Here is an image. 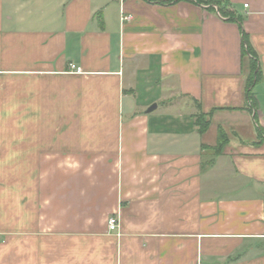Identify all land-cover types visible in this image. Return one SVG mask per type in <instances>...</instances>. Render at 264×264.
Masks as SVG:
<instances>
[{
	"label": "crops",
	"instance_id": "obj_1",
	"mask_svg": "<svg viewBox=\"0 0 264 264\" xmlns=\"http://www.w3.org/2000/svg\"><path fill=\"white\" fill-rule=\"evenodd\" d=\"M164 1L0 0V264H264V0Z\"/></svg>",
	"mask_w": 264,
	"mask_h": 264
},
{
	"label": "trees",
	"instance_id": "obj_2",
	"mask_svg": "<svg viewBox=\"0 0 264 264\" xmlns=\"http://www.w3.org/2000/svg\"><path fill=\"white\" fill-rule=\"evenodd\" d=\"M183 0H165L163 3H175ZM185 1H190L193 2L197 5H206L209 6V8H213L217 6L219 10L221 11L220 5L222 0H185ZM230 19H234L233 17H230ZM242 33V57L243 59H248L250 62V74L248 77V84H247V97L249 100V103L252 101L253 94H252V89H254L255 85L260 81L261 79V70L258 69V56L255 53L248 35L244 32L242 28V23L240 19H236ZM194 104L196 105L198 109V113L194 115L195 118V123L199 127V130L201 133H205L209 126H210V114H204L202 113L201 110V104H199L196 100H193ZM261 134H264V129L260 128L259 129ZM227 142V136L225 132L220 128L218 131V144L214 148L216 154H220L223 151V148L225 147Z\"/></svg>",
	"mask_w": 264,
	"mask_h": 264
},
{
	"label": "built area",
	"instance_id": "obj_3",
	"mask_svg": "<svg viewBox=\"0 0 264 264\" xmlns=\"http://www.w3.org/2000/svg\"><path fill=\"white\" fill-rule=\"evenodd\" d=\"M247 7V6H245ZM132 19L131 15H124L122 17V21H130ZM72 69H75L74 66H72ZM77 73H81L82 70L80 68L76 69ZM119 228V221L116 216H111L108 220V229L110 232H116Z\"/></svg>",
	"mask_w": 264,
	"mask_h": 264
},
{
	"label": "water",
	"instance_id": "obj_4",
	"mask_svg": "<svg viewBox=\"0 0 264 264\" xmlns=\"http://www.w3.org/2000/svg\"><path fill=\"white\" fill-rule=\"evenodd\" d=\"M156 108H157V105L155 104L149 109V112H152V111L156 110Z\"/></svg>",
	"mask_w": 264,
	"mask_h": 264
},
{
	"label": "rangeland",
	"instance_id": "obj_5",
	"mask_svg": "<svg viewBox=\"0 0 264 264\" xmlns=\"http://www.w3.org/2000/svg\"><path fill=\"white\" fill-rule=\"evenodd\" d=\"M258 90H261V85L257 86ZM262 88L264 89V87L262 86Z\"/></svg>",
	"mask_w": 264,
	"mask_h": 264
}]
</instances>
